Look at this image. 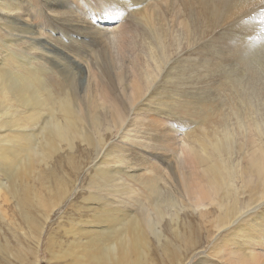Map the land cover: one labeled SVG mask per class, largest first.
I'll list each match as a JSON object with an SVG mask.
<instances>
[{
    "label": "bare ground",
    "instance_id": "6f19581e",
    "mask_svg": "<svg viewBox=\"0 0 264 264\" xmlns=\"http://www.w3.org/2000/svg\"><path fill=\"white\" fill-rule=\"evenodd\" d=\"M16 1L0 0V8L18 12L19 0ZM109 1L110 6L117 2L124 5L119 13L126 6L137 10V14L154 8L156 26L146 25L141 29L144 37L157 40L153 57L159 68L166 70L172 60L185 62L190 80L188 99L207 109L206 117L218 112L227 116L222 136L216 132L213 141L207 142V137L198 140L199 148L192 155L197 168L202 170L205 186L216 196L217 205L212 212H221L220 228L226 227L228 231L235 227L230 235L234 237L229 240L241 246L239 257L251 264H259L250 249L244 248L242 239L245 235L242 232L245 229L236 223L252 209L264 207V142L245 156L242 166L239 165L234 156L241 155L245 144L234 145L228 120L234 117L238 127L252 126L257 135H263L259 121L253 116L264 113V0ZM70 12L58 15L63 24L69 26L67 29L70 30L65 29L62 33L63 40L68 42L55 35L56 41H63L79 58L86 59L88 68L92 65L108 71L112 63L105 58L106 45L93 51L92 58L79 54L85 44L103 42L105 32L96 30V25L86 26L71 15L66 16L65 13ZM108 19L113 20L112 17ZM56 23L53 32L58 30L61 33L58 21ZM79 25L86 29L78 28ZM86 37H91L90 42L84 40ZM8 60L13 65L5 69ZM20 64L16 55L0 62L3 67L0 68V174L5 177L4 181L0 180V219L9 213L10 218L5 224L9 264H41V259L28 256V251L33 248L40 252L43 247L54 256V261L63 260L64 264H154L152 255L158 253L165 262H187L188 259L179 261L180 251L171 247V240L163 227L174 201L172 189H163L161 183L166 185L167 179L154 169H148L141 160L134 159L136 163L128 164L134 172L129 171L127 176L142 187L150 208H145L141 202L140 210H122L115 198L106 200L114 204L107 209L102 203L91 206L90 198L83 195L81 198L89 201V206H81L80 201L73 200L79 194L75 178L86 167L83 157L91 150L95 154L90 158L93 162L102 149V134L110 130V122L114 121L116 126L127 120L120 100L116 109L110 108L99 117L101 109L96 113L78 107V100L72 96L78 85L77 76L74 75L72 80L70 70L63 74L64 79L49 82L45 76L47 68L29 71L26 65L19 68ZM163 74L165 77L153 95L160 103L168 101L166 99L175 101L178 89L167 88L165 84L178 82L172 79L171 70L168 75L165 71ZM106 75L108 83L114 86L112 75L109 72ZM134 89L141 90V84ZM83 93L87 95L84 106H91V93ZM139 95L137 100L143 101V94ZM247 142L254 144L252 140ZM58 155L62 156L55 161ZM111 162L103 158L96 164L97 180L109 194H128L130 189L121 188L120 174L125 172ZM246 194L248 198L243 201L242 196ZM68 201L73 203L71 209L64 210L66 216L60 220L64 234L62 238L54 236L49 233L47 225L53 212ZM83 209L103 211L105 216L95 215L94 221L88 222L84 219ZM68 213H77L75 215L80 216L81 222L73 224ZM176 215V212L169 214L172 224L169 231H172L173 241L183 243L186 240ZM263 221L264 217L256 218L254 226H263ZM98 223L108 226L95 235L90 233ZM111 226L112 230H109ZM107 232L111 234L108 238ZM209 232L211 234V230ZM101 235L106 239L103 240ZM152 240L160 251L151 248Z\"/></svg>",
    "mask_w": 264,
    "mask_h": 264
},
{
    "label": "rangeland",
    "instance_id": "374dc122",
    "mask_svg": "<svg viewBox=\"0 0 264 264\" xmlns=\"http://www.w3.org/2000/svg\"><path fill=\"white\" fill-rule=\"evenodd\" d=\"M17 5H19V14L10 12L6 8H0V62L3 58L11 59L13 55H16L21 60L19 68L22 65H26L29 71L47 68L45 76L48 77L49 82L64 79L63 74H67V70H70L69 76L72 80L77 76L78 85L72 96L78 100V107L96 113L101 109L102 113L98 115L102 117L110 108L116 109L120 100L126 110V122L115 126V122L111 121L108 126L110 130L102 134L104 141L101 142L102 149L95 156L96 159L94 158L91 162L90 158L95 155L91 150L83 157L86 167L75 178L79 194H76L73 200L80 201L81 206H89L92 202L91 206L94 207L97 203H102L107 209L114 204L106 200L115 198L122 210H133L134 212L140 210L141 202L145 204L143 205L145 208H150L142 187L137 181L127 176L129 171L134 172L128 164L136 163L134 159L141 160L148 169H154L159 176L167 179L165 182L169 185L162 182L163 189L169 187L172 189L174 201L167 211L163 227L171 240V247L178 248L180 251L179 261L188 259L184 264H251L239 257L241 246L229 240L234 237L230 235L235 227L228 231L225 230L226 227L220 228L221 212L219 210L212 212L213 207L217 205L216 196L210 193L205 186L201 178L202 170L197 168V161L192 155L195 149L199 148L198 140H204L207 137V142L213 141L216 132L218 136H222L225 120L228 118L223 112L207 116V118L205 115L208 110L188 99L190 80L187 73L188 66H184L185 62H179V59L172 60L166 70L159 68L158 61H155L153 57L157 50V40L144 37L141 29L146 25L156 26L157 22H154L153 18L154 8H147L145 12L137 14V10L126 6L121 12L122 15L119 10L124 5L117 2L115 6H110L109 0H19ZM133 7L136 8L135 5ZM68 10L71 12L65 13L66 16L71 15V18L77 19L86 26L96 25V30L105 32L102 35L103 42H97L96 45L90 42L91 37H86L84 40H89L90 43L85 44L79 54L89 59L95 54L93 51L106 45L105 58L112 63L108 71H102L92 65L88 68L86 59L79 58L63 42H68V40H63L62 33L65 29H70H67L69 26L63 24V19L61 20L58 15ZM110 17L113 20L108 19ZM55 21H58L61 33L58 30L53 32L57 25ZM78 28L86 29L82 25ZM55 35L63 41L58 43ZM12 65L8 60L4 68L10 69ZM0 68H3L2 65ZM170 70L172 79L178 83L174 85L166 83L165 86L167 88L173 86L178 89V92L175 101L166 99L168 101L160 103L153 93L163 81L164 71L168 75ZM106 72L112 75L114 86L108 83ZM167 81L169 82L170 79ZM139 84L142 89H134ZM83 92L91 93V106H84L87 95ZM139 94H143V101L137 100ZM163 97L166 98L165 95ZM253 117L259 121L263 132L261 136L257 135L252 126L238 127L234 117L228 120L234 145L237 147L245 144L241 155L235 154L234 156L241 166L246 161L245 156L250 155L259 143L264 142V113ZM250 140L254 141V144L247 142ZM80 146L86 148L84 144ZM59 156L62 155L55 156V161ZM103 158L109 162L112 160L121 172H125L120 174L122 176L121 188L130 189L128 194H109L108 189L97 180L98 172L95 173L94 168ZM111 164L114 166V163L111 162ZM4 179V175L0 174V180L4 181ZM105 193L108 196H105ZM82 195L87 199L90 198V202L84 201V198H81ZM247 198V194L242 196L243 201ZM71 204L73 203L68 201L65 208L62 207L53 212L52 219L47 225L50 234L62 238L64 233L60 227V220H63V215L66 216L63 211L71 209ZM243 210L245 211V208ZM83 212L84 219L88 222L94 221L95 215L105 216L103 211L98 210L93 212V210L83 209ZM171 212L178 214L176 215L177 223L186 240L183 243H176L171 237L172 231H169L172 227L169 222ZM147 213L148 210L145 214ZM75 214L77 213H68L67 216H72L70 218L73 224L77 225L81 219ZM151 217H154V214H151ZM262 217H264V207L260 210L252 209L236 223L245 229V232H242L245 235L242 239L244 248L250 249L253 258L259 264H264V221L263 226H254V221ZM9 218L7 212L0 219L1 264H9L8 241L5 233V224ZM49 224L52 226L50 227ZM95 226V229L90 232L94 235L106 229L108 224L98 223ZM109 230H112V226ZM106 236L108 238L111 234L107 232ZM101 238L106 239L102 235ZM46 242L45 238L44 243ZM151 248L160 251L153 240ZM28 252V256L41 259V264L65 263L63 260L54 261V256L45 247L40 252L33 248ZM152 257L154 264L178 263L165 262L161 253L152 255Z\"/></svg>",
    "mask_w": 264,
    "mask_h": 264
}]
</instances>
